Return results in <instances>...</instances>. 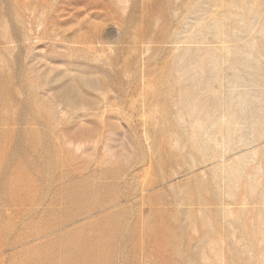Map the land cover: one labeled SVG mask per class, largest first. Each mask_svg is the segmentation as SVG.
I'll return each instance as SVG.
<instances>
[{
	"label": "rangeland",
	"instance_id": "obj_1",
	"mask_svg": "<svg viewBox=\"0 0 264 264\" xmlns=\"http://www.w3.org/2000/svg\"><path fill=\"white\" fill-rule=\"evenodd\" d=\"M0 264H264V0H0Z\"/></svg>",
	"mask_w": 264,
	"mask_h": 264
}]
</instances>
